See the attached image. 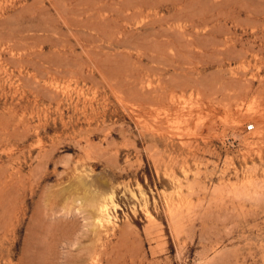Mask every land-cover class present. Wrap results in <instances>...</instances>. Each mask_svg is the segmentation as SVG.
I'll list each match as a JSON object with an SVG mask.
<instances>
[{
	"label": "rangeland",
	"instance_id": "rangeland-1",
	"mask_svg": "<svg viewBox=\"0 0 264 264\" xmlns=\"http://www.w3.org/2000/svg\"><path fill=\"white\" fill-rule=\"evenodd\" d=\"M263 9L0 0V264H264Z\"/></svg>",
	"mask_w": 264,
	"mask_h": 264
},
{
	"label": "bare ground",
	"instance_id": "bare-ground-1",
	"mask_svg": "<svg viewBox=\"0 0 264 264\" xmlns=\"http://www.w3.org/2000/svg\"><path fill=\"white\" fill-rule=\"evenodd\" d=\"M63 7V6H62ZM67 7V6H66ZM263 11H264V9H263ZM262 11V12H263ZM263 38V37H262ZM242 51V50H241ZM248 51L249 50H247V52L244 50L243 51V54L242 55H244V52H245V55H246V53H248ZM229 52V51H228ZM240 52V51H239ZM222 54V53H221ZM241 54V53H240ZM239 54V55H240ZM238 55V56H239ZM83 65V64H82ZM247 65V64H246ZM81 67V66H80ZM59 73V72H58ZM42 74V73H41ZM63 74V73H62ZM113 79V78H112ZM45 89V88H44ZM55 92V91H54ZM157 93V92H156ZM56 94V93H55ZM52 97V96H51ZM55 97V96H54ZM78 165V164H77ZM85 183H87V182H85ZM96 194V193H95ZM97 199V198H96ZM106 201V200H105ZM98 202V201H97ZM104 202V201H103ZM94 203H96V201L94 202ZM101 203H102V200H101ZM100 203V200H99V204L97 205V206H94V208H95V210H98V212H100L99 214H100V217H101V215H102V217H105V218H109V212H108V203H106V202H104V203H102L101 204ZM63 204V203H62ZM93 205V204H92ZM115 207V206H114ZM102 213V214H101ZM94 214V213H93ZM112 214V213H111ZM98 215V214H97ZM174 215V214H173ZM97 216L95 215V218H96ZM101 217V219L103 220V219H105V218H102ZM174 217V216H173ZM99 219V218H98ZM98 219H96L97 221H99ZM102 220H100V221H102ZM103 221H105V220H103ZM95 224L96 225H98V223H96L95 222ZM173 224H174V222H173ZM99 225H101L100 223H99ZM177 225V224H176ZM181 225V224H180ZM89 226V225H88ZM95 226V225H94ZM183 226V225H182ZM178 227V226H177ZM99 228H100V226H99ZM129 229V228H128Z\"/></svg>",
	"mask_w": 264,
	"mask_h": 264
},
{
	"label": "built area",
	"instance_id": "built-area-1",
	"mask_svg": "<svg viewBox=\"0 0 264 264\" xmlns=\"http://www.w3.org/2000/svg\"><path fill=\"white\" fill-rule=\"evenodd\" d=\"M248 130H252L254 129V124H249L248 127H247Z\"/></svg>",
	"mask_w": 264,
	"mask_h": 264
}]
</instances>
